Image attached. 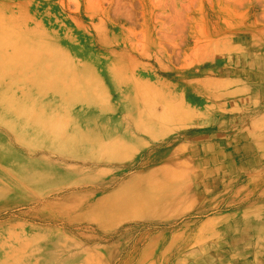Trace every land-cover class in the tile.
I'll use <instances>...</instances> for the list:
<instances>
[{"label": "rangeland", "instance_id": "obj_1", "mask_svg": "<svg viewBox=\"0 0 264 264\" xmlns=\"http://www.w3.org/2000/svg\"><path fill=\"white\" fill-rule=\"evenodd\" d=\"M0 264H264V0H0Z\"/></svg>", "mask_w": 264, "mask_h": 264}, {"label": "bare ground", "instance_id": "obj_2", "mask_svg": "<svg viewBox=\"0 0 264 264\" xmlns=\"http://www.w3.org/2000/svg\"><path fill=\"white\" fill-rule=\"evenodd\" d=\"M187 107L189 108V109H194L193 107H191V105L188 103V105H187ZM261 111H259V113H260ZM263 112V111H262ZM231 121H233V120H230L229 121V123L227 124V125H224V124H226V123H219L218 122V124L217 123H212L210 126L209 125H207V126H209L208 128H209V130H207L206 132H204V133H195V132H192V131H190V132H187V133H184L183 135H181V136H179V138L181 139V140H185V139H188V140H192L193 139V141L194 142H201L202 144H201V151L200 150H198V149H196V150H194V152L193 153H191L190 154V156H189V158H190V160H193L194 161V159H196V157H200V159H199V163L200 164H203V165H205L207 162H214V160L215 159H213L214 157H216V156H218V158H220V157H222V156H224L223 154L227 151V148L226 149H221L220 148V143H218V141H220V142H222V136H220V132L221 131H226V133H229V132H231V134L233 135V132H234V126H233V124L231 123ZM224 125V126H223ZM223 127H227L225 130H223L222 128ZM230 137V136H229ZM229 139V138H228ZM211 142V143H210ZM214 142V143H213ZM223 143V142H222ZM230 143H227V145L226 146H228ZM211 149H215L216 150V153H217V155H214V156H211V157H208V159H207V157H206V159L204 158V157H201L200 156V154H207ZM55 156V155H54ZM172 156H168L166 159H167V161L168 160H170V158H171ZM53 158V157H52ZM87 161V160H86ZM91 162V161H90ZM228 164H230V162H227ZM215 167H217L216 169L218 170H221V167L219 166V165H216ZM211 172V168H210V170H203L202 172H201V174L200 175H202L203 177L202 178H206L207 176H209L208 174ZM233 172V171H232ZM171 176V175H170ZM195 176L196 177H199V173H196L195 174ZM192 177H193V175H192ZM201 177V176H200ZM200 177H199V179H200ZM168 178H171V181L172 182H174V184H177L178 182H175V181H177L178 179H177V175L174 173V175H173V177H168ZM186 182V181H185ZM193 182H194V178H193ZM182 183V182H181ZM174 184H172L171 183V185H169L168 186V188L167 189H170V190H173V191H178L177 189V187H175V185ZM180 183H178V185H179ZM195 184V183H194ZM205 184L206 183H204V186H205Z\"/></svg>", "mask_w": 264, "mask_h": 264}]
</instances>
